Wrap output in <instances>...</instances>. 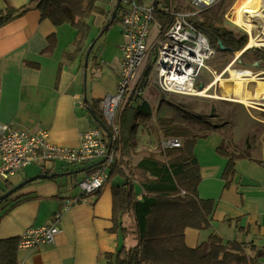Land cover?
Returning <instances> with one entry per match:
<instances>
[{"label":"crops","instance_id":"0c3cea01","mask_svg":"<svg viewBox=\"0 0 264 264\" xmlns=\"http://www.w3.org/2000/svg\"><path fill=\"white\" fill-rule=\"evenodd\" d=\"M28 1L0 0V11L7 4L18 8ZM113 2L96 1L104 12L86 17L88 30L81 40L77 29L69 23L54 25L49 19L41 18L40 11L34 7L0 26L1 121H14L31 129L44 128L50 143L70 148L78 147L80 132L98 126L91 108L76 103L75 94L81 99L85 95L89 101H98L100 113V98L115 92L123 42L118 17L116 28L104 36L105 31L100 32L112 15ZM50 35H54L55 41L47 52ZM139 103L131 100L124 107H136ZM124 107L116 118L119 125ZM221 126L210 124L201 135L204 138H196L194 144L201 176L198 195L215 200L212 222L206 229L186 226L184 243L195 248L213 234L222 244L228 241L241 244L247 257L261 258L257 253H264V140L225 142L220 134ZM147 154L137 144L122 146L118 141L115 163L120 168L128 167ZM229 159L234 168L225 179L221 174ZM90 165L56 161L43 172L56 173L55 177L33 180L0 201V239L19 237L30 226L46 225L60 212L56 221L60 230L54 243L32 248L17 246L19 264H107L106 252H114L122 243L126 246L136 243L134 236L124 238L111 230L112 187L125 183L120 175L110 177L112 166L98 193L63 206L80 195L78 181L89 174ZM40 172L37 168L35 174ZM30 176L26 174L20 180ZM5 188L6 184L0 186V194ZM136 191L141 198L142 188L137 186Z\"/></svg>","mask_w":264,"mask_h":264},{"label":"trees","instance_id":"16d2710c","mask_svg":"<svg viewBox=\"0 0 264 264\" xmlns=\"http://www.w3.org/2000/svg\"><path fill=\"white\" fill-rule=\"evenodd\" d=\"M96 1L29 0L27 4L18 8L7 4L4 10L0 11V26L34 7L40 11L41 18L49 19L54 25L69 23L77 29L78 40H81L88 30L86 17L93 13L104 12L96 5ZM117 1L114 0L113 9ZM115 20L117 16L112 19L110 15L100 32L106 31ZM154 20L158 25L163 26L167 18L156 13ZM191 21L218 51L222 50L221 46L225 47L224 51L240 50L247 42L246 35H240L227 28L217 17L204 16L202 19H191ZM53 36L49 37L47 52L53 48L55 41ZM256 50L260 53L257 56L258 65H262L264 49ZM244 53L245 51L241 54ZM84 97L83 106L94 109L102 119L97 109L98 101L92 102L86 99L85 95ZM139 98L136 99L137 102H140ZM170 104L158 105L155 111L153 103L145 100L136 107H124L126 109L120 121L119 132V143L121 142L122 146L134 147L139 125L142 128L153 126L160 138L156 149L149 151L137 164L120 168L114 161L112 165L110 177L115 174L120 175L125 183L122 186L112 187L111 230L119 232L124 238L128 235L134 236L136 243L133 246L122 243L114 252H106L104 254L106 263L254 264L256 257H247L245 248L241 244L235 241L222 244V241L213 234L195 248H190L184 243L183 230L186 226L206 229L212 222L215 200L202 199L198 195L201 176L198 160L194 154L196 138L206 133L209 127H198L193 121L200 122L201 118L187 116L179 107ZM164 137L179 138L181 146L162 149L160 140ZM221 148L220 146L219 149ZM233 168V161L229 159L221 174L222 177L227 179ZM45 174H53L51 178L56 175V173ZM9 180L3 181L6 184L5 191L15 185ZM137 186L143 190L141 198L138 197ZM18 240L19 237L0 239V264H19L16 257ZM257 255L264 256V253L258 252Z\"/></svg>","mask_w":264,"mask_h":264},{"label":"built area","instance_id":"2783aa9c","mask_svg":"<svg viewBox=\"0 0 264 264\" xmlns=\"http://www.w3.org/2000/svg\"><path fill=\"white\" fill-rule=\"evenodd\" d=\"M217 1L190 0L192 10L183 11L174 6L171 0H119L117 17L122 25L123 36L120 72L115 92L107 93L99 100L100 114L110 131V138L100 126H96L80 132L78 147L70 148L50 143L48 131L44 128L31 129L14 121L0 120V181L11 179L29 165L36 166L43 173L49 164L56 161L71 165L91 164L89 174L78 181L80 195L72 197L63 206L87 200L92 194L98 193L108 178L107 170L115 161L120 132L117 111L142 94L139 68L151 54H155L152 66L158 89L167 95L197 96L214 80L215 71L208 66V61L216 54V49L191 19L208 10ZM156 13L165 16L167 20L163 26L157 24L159 32L148 48L147 39ZM260 31L254 38H258ZM245 33L248 43L237 55L253 46L261 47H247L250 34L247 31ZM202 71L210 74L211 78L204 75L201 79ZM263 73L254 72V75L264 80L261 76ZM75 97L76 103L83 105L81 97L76 94ZM160 146L162 149L180 147L181 140L164 137L160 140ZM262 165L264 167V159ZM59 216L60 212H56L48 224L26 228L19 236L17 246L32 248L38 244L54 243L60 230L56 224ZM254 264H264V256L255 258Z\"/></svg>","mask_w":264,"mask_h":264},{"label":"rangeland","instance_id":"374dc122","mask_svg":"<svg viewBox=\"0 0 264 264\" xmlns=\"http://www.w3.org/2000/svg\"><path fill=\"white\" fill-rule=\"evenodd\" d=\"M172 3L178 9L183 11L192 10L190 7V0H172ZM236 3L237 0H218L216 4H214L208 10H204L195 17H192V19L198 20L202 19L204 16L210 18L217 17L222 20V23L227 28L236 31V33L240 35H246L248 41V36L245 33V30L232 21V7ZM157 24L158 23L155 20L151 23L150 34L147 39L148 48L154 42L159 32ZM252 24L253 28L251 30V34L254 36L262 29L263 21L261 19L257 20L254 18ZM117 25L118 19L115 20L102 35L104 36L105 33L110 32L113 28H116ZM257 48L253 46L252 48L247 49L243 55H237L239 50L224 51V49H222L223 51H218L215 48L216 54L208 61V66L211 69H214V75L220 73L229 64H232L231 66L234 68H249L253 73L264 71V64L258 65L259 62L257 60V56H259L260 53H257ZM260 49L264 48L261 46ZM154 57L155 54H151L149 59L139 68V83L142 87V94L139 98L140 102L145 99L152 101L154 111L158 105L164 106L166 104L172 103L174 106L179 107L183 114L203 119L202 121L199 120L200 122H197L196 120L193 121V123L198 127L205 128L210 126V124L219 126L222 125L220 134L225 142L230 139L233 141L238 140L240 142L258 140V142L261 143V141L264 140V103L245 104L233 100L206 97L204 95H167L158 89L155 71L152 66V61L154 63ZM204 75L207 78H211L210 74H208L206 71H202L201 79L204 78ZM261 76L264 77V73ZM254 84L255 83L253 82L246 83V85L249 87H254ZM213 92L220 94L222 90L215 84L214 87L209 90L210 94H213ZM117 116L118 111L116 118ZM159 138L160 135H157V132L153 126L150 125L149 127L147 126V128H142L141 125H139L135 134V145L137 144L141 149H146V151L149 152L151 151L149 150V147L155 146L154 149H156L157 144L159 143ZM197 138L203 139L204 136H199ZM121 144L122 143L120 142V145ZM36 171L37 167L30 165L23 171H19L18 174H16V176L12 177L10 180L16 184L21 181L20 178L22 176H25L26 174H30L32 176L36 173ZM3 185L5 186V183L0 181V186L3 187Z\"/></svg>","mask_w":264,"mask_h":264},{"label":"bare ground","instance_id":"6f19581e","mask_svg":"<svg viewBox=\"0 0 264 264\" xmlns=\"http://www.w3.org/2000/svg\"><path fill=\"white\" fill-rule=\"evenodd\" d=\"M254 18L263 21L262 30L257 35L258 38H254L251 34ZM232 21L249 32L250 38L247 47L264 45V0H237V3L232 7ZM213 79L198 95L245 104L264 103V80L257 78L249 68L238 70L229 64L221 74L217 73ZM247 82L255 83L254 87L246 85ZM215 84L221 88L220 94L217 92L209 93Z\"/></svg>","mask_w":264,"mask_h":264},{"label":"water","instance_id":"95a60500","mask_svg":"<svg viewBox=\"0 0 264 264\" xmlns=\"http://www.w3.org/2000/svg\"><path fill=\"white\" fill-rule=\"evenodd\" d=\"M118 4H119V0L117 1V3H116V6H115V8H114V10H113V12H112V19H113V17H115L116 16V11H117V8H118ZM221 49H225V47H223V46H221L220 47ZM86 65V64H85ZM200 86H202V85H200ZM90 113H91V115H92V117L96 120V122L98 123V125L101 127V129L108 135V137L110 138V131H109V129H108V127L106 126V124H105V122L96 114V113H94V111L93 110H91L90 109ZM108 144H109V146H110V144H111V141L109 140V142H108ZM90 167H91V165H90ZM53 176V174H40V173H38V174H35V175H32V176H30V177H28V178H26V179H24L23 181H21V182H19L18 184H16V185H14L11 189H8L7 191H5L4 193H2L1 195H0V200H2V199H4V198H6V197H8L13 191H15V190H17L18 188H20V187H22L23 185H25V184H27V183H29V182H31V181H33V180H36V179H38V178H47V177H52Z\"/></svg>","mask_w":264,"mask_h":264}]
</instances>
